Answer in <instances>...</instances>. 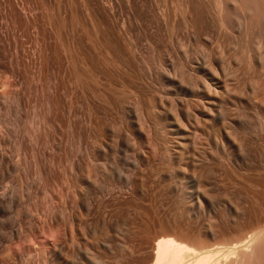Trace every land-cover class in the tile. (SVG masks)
<instances>
[{
	"label": "rangeland",
	"instance_id": "rangeland-1",
	"mask_svg": "<svg viewBox=\"0 0 264 264\" xmlns=\"http://www.w3.org/2000/svg\"><path fill=\"white\" fill-rule=\"evenodd\" d=\"M259 230L264 0H0V264Z\"/></svg>",
	"mask_w": 264,
	"mask_h": 264
},
{
	"label": "bare ground",
	"instance_id": "bare-ground-1",
	"mask_svg": "<svg viewBox=\"0 0 264 264\" xmlns=\"http://www.w3.org/2000/svg\"><path fill=\"white\" fill-rule=\"evenodd\" d=\"M162 240L156 244V257L151 264H263L260 253L264 251V230L253 232L238 243L219 245L223 247L217 244L218 247L202 252L172 237Z\"/></svg>",
	"mask_w": 264,
	"mask_h": 264
}]
</instances>
